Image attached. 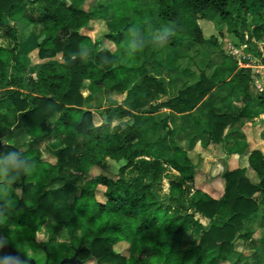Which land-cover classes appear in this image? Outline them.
I'll use <instances>...</instances> for the list:
<instances>
[{"label":"trees","instance_id":"1","mask_svg":"<svg viewBox=\"0 0 264 264\" xmlns=\"http://www.w3.org/2000/svg\"><path fill=\"white\" fill-rule=\"evenodd\" d=\"M87 1L0 0V37L11 41L0 44V134L19 127L31 141L27 148L5 144L3 150L15 147L35 165L14 185L33 187L13 212L0 201L16 242H35L44 233L45 245H53L60 260L78 252L79 259L98 264H234L238 242L253 236L252 223L264 212V152L250 153L249 168L225 172L224 193L216 198L198 186V167L177 143L182 131L169 118H188L204 147L226 143L242 117L257 113L250 105L219 109L215 89L232 86L246 102L256 101L248 91L250 75L237 72L228 56L230 63L174 97H167L163 79L179 69L185 43L218 45L214 37L205 39L200 19L232 25L234 13H247L264 21V0H149L148 8L147 0H111L94 10L85 8ZM95 20L104 21L103 37L113 47L82 32ZM23 24L29 28L21 39ZM133 25L149 32L168 25L173 34L165 46L149 45L131 56L126 33ZM34 51L38 63L31 59ZM88 54L95 59L88 61ZM154 101L158 105L144 110ZM261 105L257 100L255 106ZM161 108L171 110L168 118L161 117ZM41 141L55 148L54 160L34 146ZM233 144L231 154L247 148ZM105 159L124 161L118 179L98 174L86 181ZM170 170L178 176L170 183L173 204L166 205L157 186ZM101 186L104 201L98 198ZM121 242L128 244L127 253L116 249ZM257 243L264 264V233Z\"/></svg>","mask_w":264,"mask_h":264},{"label":"crops","instance_id":"2","mask_svg":"<svg viewBox=\"0 0 264 264\" xmlns=\"http://www.w3.org/2000/svg\"><path fill=\"white\" fill-rule=\"evenodd\" d=\"M209 45V42L202 45L184 44L182 51L183 58L177 64V68L179 67V69H174L172 67L173 69L164 75L163 80L167 84L168 89L167 97H174L185 86L187 87L199 82L203 74L211 77L217 67L227 64L226 57L228 58V56H214V54L209 52ZM192 56L201 57L202 61L200 60V62L198 60V62H196V59L192 61ZM242 78L245 80L244 76H242ZM242 85V88L245 89L246 83ZM215 91L217 93L214 98L215 106L221 110L236 112L238 109L242 110L245 105H250L251 108H253L252 112L258 113L259 111V107L255 106L257 104V99L255 98L256 92L252 85H250L248 89L251 97L256 100L252 102H246V97L240 92V89L232 86L223 85L217 87ZM165 110L167 113L162 114V118H168L171 114L169 109L165 108ZM198 110L199 108L197 111ZM247 116L248 115L242 117L235 127H233V134L228 138L226 143H214L210 144L208 147L202 145L203 136H199L196 131L189 129L188 118H169L171 127L181 128L182 131V137L177 139V143L188 152L190 158L198 167L196 174L198 186L211 193L216 198H220L224 193L222 177L225 172L230 169L249 168L248 159L250 153L255 149L264 152V123L256 124L255 120L258 118L257 116L253 119ZM261 117L264 118V113L261 114ZM15 129H12L10 133L13 134ZM243 134H245V137H243ZM234 142L241 144V147L247 146L246 150L242 154H231L229 150L234 146ZM185 143L186 146L184 145ZM248 173L253 176L250 169ZM252 224L256 225L253 230V236L257 234L256 236L259 238L262 236V233H264V212H262ZM253 236L248 240L255 242L258 238L256 237V239ZM249 251L250 252L246 255V263L258 264L255 262V260L258 259L256 257L261 255L258 245L257 247L254 246Z\"/></svg>","mask_w":264,"mask_h":264},{"label":"rangeland","instance_id":"3","mask_svg":"<svg viewBox=\"0 0 264 264\" xmlns=\"http://www.w3.org/2000/svg\"><path fill=\"white\" fill-rule=\"evenodd\" d=\"M111 0H88L85 4V8L88 10H94L98 6H104L107 2H110ZM151 1L147 0L144 2L145 7H150ZM218 24L214 21H210L207 19H200L199 24L201 28L203 29L204 36L206 40L211 39L212 37L216 38L218 45H213L210 43L208 46L209 52L214 54V56L222 57L227 55L225 46L226 43L233 42L234 44H240V47L243 48L244 45H248L247 50L245 52L252 53L255 57H257L261 62H264V21H262L259 18H256L250 14L242 13V15H238L237 13H234L233 16V24L230 25L228 22L224 23L221 20H218ZM28 26L23 24L20 26V38L24 39L26 37V34L28 32ZM83 33L87 34L90 33L93 37V39L100 40L102 47H109L113 46L114 44H111L108 40H106L103 35L106 32V25L104 24L103 20H95L92 22L90 28H85L82 30ZM250 37V41H247L245 39L246 36ZM0 44L2 46H9L11 44V41L8 39H5L3 37H0ZM228 46V45H227ZM245 47V48H246ZM195 53V52H194ZM208 54V53H207ZM31 59L34 63L40 62L38 59L37 51L31 52L30 54ZM228 56V55H227ZM87 60H94L95 57L93 55H87ZM61 59V56L58 57ZM232 58V57H230ZM196 59V62L198 60L200 61L202 58L198 56H192V61ZM227 59V58H226ZM238 65L237 72L239 70H243L244 72L248 73L250 75V85L253 84L252 80V72L251 69L243 66L242 61H238V59L233 58ZM202 61V60H201ZM200 61V62H201ZM227 63H230V60L227 59ZM22 77L27 79L28 77L24 74H22ZM90 83L86 81L85 88L83 89V93L85 95L88 94V87ZM114 100H121V96L114 94L112 97ZM258 101L262 103L261 107L259 108V111L257 113V119L255 120V123H264V118L261 117V114L264 113V101H261L257 97H255ZM109 102V99L106 101ZM170 110V109H169ZM167 111L165 108H161L159 110V114H166ZM171 113V110H170ZM97 116V114H96ZM97 122H99L98 116ZM126 120H116L115 124H125ZM1 141L4 144L9 145H15L19 148H27L29 146V143L31 142L29 137L27 138V133L24 129H15L14 133H7L1 137ZM186 146V143L184 144ZM36 147H40L44 156L48 157L51 160H54L52 158L55 148L49 145V141H41L39 143H35ZM124 161H114L111 159H105L103 161V166L101 167H94L91 169V171L88 173V175L85 177V180H91L98 174H105L113 179H118L119 177V168L123 164ZM178 176V173L174 170H170L168 174H166L162 180V182L157 186L158 194L161 198V200L166 205H172L173 202L170 199V183L171 180ZM33 185L32 183L28 184L26 186V189L30 190L32 189ZM18 192L20 193L18 195L17 203L20 201V199L23 196L22 189H18ZM104 188L101 186L99 187L98 191V198L100 200H105L103 196ZM16 203V204H17ZM15 207V206H14ZM14 207L10 208V213L13 212ZM200 221L203 223V225H208V220L200 218ZM260 224V223H259ZM256 225L252 224V229H255ZM0 229L3 231L2 239L3 242L6 243H12L14 246L20 250L21 253L25 254L27 257L32 258L37 261L38 264H43L46 259L45 252H43V246L45 245V235L44 233H39L36 237L35 242H16V237L14 235L15 232V226L13 222L11 221L10 217H7L3 222H1ZM1 231V233H2ZM253 237H257L256 234ZM258 238V237H257ZM256 238V239H257ZM193 241V235L190 236L189 242ZM258 243L257 240L255 242L250 240L245 241H239L237 246V253L232 258V262L234 264H247L246 263V255L250 252L249 250L252 249L254 246L257 247ZM116 249L127 253L128 244L126 242L117 243L115 245ZM250 247V249H249ZM49 252L51 254L56 252V249L53 245L49 246ZM254 253V252H253ZM254 255V254H253ZM260 255H258L255 260L258 264H262V262L259 259ZM89 264H98L95 259L89 260Z\"/></svg>","mask_w":264,"mask_h":264},{"label":"clouds","instance_id":"4","mask_svg":"<svg viewBox=\"0 0 264 264\" xmlns=\"http://www.w3.org/2000/svg\"><path fill=\"white\" fill-rule=\"evenodd\" d=\"M146 24L147 21H145ZM172 34L173 29L168 25H161L150 32L146 27L133 25L126 33V52L135 56L149 45L163 47L168 43ZM34 166V163L15 147L0 151V201L3 202L5 208L16 205L20 193L14 185L22 178L31 175ZM6 218L5 214L0 213V222ZM0 264H5V262H0Z\"/></svg>","mask_w":264,"mask_h":264},{"label":"built area","instance_id":"5","mask_svg":"<svg viewBox=\"0 0 264 264\" xmlns=\"http://www.w3.org/2000/svg\"><path fill=\"white\" fill-rule=\"evenodd\" d=\"M247 41H250V37H245ZM228 45V46H227ZM247 44L240 47V44L226 43L225 50L229 57L242 61L243 66L251 69L252 72V87L256 92V97L261 101H264V62L260 61L252 53L245 52L247 50ZM246 47V48H245ZM248 51V50H247Z\"/></svg>","mask_w":264,"mask_h":264},{"label":"water","instance_id":"6","mask_svg":"<svg viewBox=\"0 0 264 264\" xmlns=\"http://www.w3.org/2000/svg\"><path fill=\"white\" fill-rule=\"evenodd\" d=\"M165 101V100H162ZM158 105L157 101L152 102L149 106H147L144 110H149L151 106ZM2 134H0V137ZM1 141V140H0ZM5 144L2 142L0 143V151L4 149ZM1 234V231H0ZM1 236V235H0ZM24 259V256L20 254L14 247L4 245L0 246V262H5V264H21ZM78 252L71 258H65L62 261V264H78ZM82 263V262H81ZM34 264V261H32Z\"/></svg>","mask_w":264,"mask_h":264},{"label":"flooded vegetation","instance_id":"7","mask_svg":"<svg viewBox=\"0 0 264 264\" xmlns=\"http://www.w3.org/2000/svg\"><path fill=\"white\" fill-rule=\"evenodd\" d=\"M17 190L18 189H22V191L24 192L25 191V189H26V186L25 187H15ZM0 231H2L1 229H0ZM2 235H3V231H2V233H1ZM2 235L0 236V241H2V243H0V246H4V245H8V246H12V247H14L20 254H22L23 256H24V259H23V261H22V263L21 264H32V261H34V264H38L37 263V261L36 260H34V259H32V258H29V257H27L25 254H23V253H21L20 252V250H18L15 246H14V244H12V243H8V242H6V243H4L3 242V239H4V237H3V239H2ZM43 252H45V255H46V259H45V262L43 263V264H62V259L60 260L59 259V255H58V252H57V250H56V252L55 253H53V254H51L50 252H49V247L47 246V245H44L43 246ZM73 257V256H72ZM67 258H71V257H67ZM79 259V258H78ZM89 260H92V259H88V260H81V259H79V261H78V264H89L88 263V261ZM82 262V263H81Z\"/></svg>","mask_w":264,"mask_h":264},{"label":"snow or ice","instance_id":"8","mask_svg":"<svg viewBox=\"0 0 264 264\" xmlns=\"http://www.w3.org/2000/svg\"><path fill=\"white\" fill-rule=\"evenodd\" d=\"M0 243H2V241H0Z\"/></svg>","mask_w":264,"mask_h":264}]
</instances>
